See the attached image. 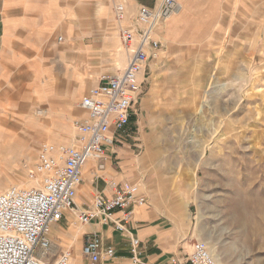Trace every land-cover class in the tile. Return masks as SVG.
<instances>
[{
	"label": "rangeland",
	"instance_id": "obj_1",
	"mask_svg": "<svg viewBox=\"0 0 264 264\" xmlns=\"http://www.w3.org/2000/svg\"><path fill=\"white\" fill-rule=\"evenodd\" d=\"M230 1L234 6H194L168 18L120 144H132L143 192L175 204L189 245L205 242L216 264H264V0ZM109 31L118 35L109 54H71L53 59L49 72L34 71L37 102L23 95L24 72L16 87L0 86V192L38 186L28 173L40 145L75 140L73 123L86 118L79 100L100 74L127 62L116 22ZM50 85L54 102L42 97ZM57 225L47 233L49 262L68 250L77 264L83 235Z\"/></svg>",
	"mask_w": 264,
	"mask_h": 264
},
{
	"label": "built area",
	"instance_id": "obj_2",
	"mask_svg": "<svg viewBox=\"0 0 264 264\" xmlns=\"http://www.w3.org/2000/svg\"><path fill=\"white\" fill-rule=\"evenodd\" d=\"M178 9L176 0H155L153 7L139 6L129 19L125 4H114L120 41L129 54L127 62L116 73L100 74L97 83L81 97L78 106L86 118L74 121L76 138L71 144L40 145L28 173L31 180L39 182L38 186H11L0 192V264H74L68 250H62L52 262L48 259L52 241L47 233L66 212L80 224L112 222L115 230L124 231L123 223L130 218L132 209L145 204L138 184L128 181L109 180L106 183L112 193L95 194L84 209L77 207L76 194L86 163L94 161L90 170L99 178L98 173L109 161L107 149L120 143L123 135H129L131 119L145 93V71L150 61L158 58L162 46L155 29ZM125 21L128 22L124 24ZM117 212L121 218L115 219ZM130 250L132 261L137 262V238L131 239ZM80 251L92 264L114 255L113 248L105 245L97 233L85 236ZM170 264H216V260L207 244L196 240L186 261L173 260Z\"/></svg>",
	"mask_w": 264,
	"mask_h": 264
},
{
	"label": "crops",
	"instance_id": "obj_3",
	"mask_svg": "<svg viewBox=\"0 0 264 264\" xmlns=\"http://www.w3.org/2000/svg\"><path fill=\"white\" fill-rule=\"evenodd\" d=\"M229 1L176 0L179 11H187L194 6H234ZM118 2L125 4L129 19L134 17L139 6L153 7L155 4V0H0V86L16 87L19 80L16 74L24 72L23 95L37 102V90L31 89L36 87L37 75H33L34 71L38 72L40 69L49 72L53 59L65 61L71 54H109L112 45L115 47L118 36L117 31H109L115 23L113 7ZM168 18L155 29L159 40L163 37L162 28L167 29L171 23ZM57 35L61 39L57 40ZM88 39L91 40L89 44L86 43ZM46 88L50 97L45 92L42 97L54 102L56 97L53 85ZM8 91L3 90V95L7 96ZM120 143L107 149L109 161L105 169L98 173L99 178L90 170L94 161L89 160L86 163L82 171V181L77 188V207L86 208L97 193L110 195L112 189L107 184L109 180L138 184L145 204L132 209L130 218L123 223L124 231L115 230L112 222L92 221L80 224L68 212L60 220L61 226L75 227L74 230L77 234H82L83 239L86 235L97 233L105 245L113 248V257L102 258L96 264H170L173 260L186 261L191 251V245L185 241L189 230L182 226L179 210L175 204L170 207L172 200L158 199L143 192L141 185L145 187L144 183L135 180L132 144ZM114 218H121V213H115ZM132 238L139 241L140 255L137 262L132 261ZM84 259L80 254L74 262L85 264Z\"/></svg>",
	"mask_w": 264,
	"mask_h": 264
},
{
	"label": "bare ground",
	"instance_id": "obj_4",
	"mask_svg": "<svg viewBox=\"0 0 264 264\" xmlns=\"http://www.w3.org/2000/svg\"><path fill=\"white\" fill-rule=\"evenodd\" d=\"M179 10V9H178ZM122 49V48H121ZM118 50H120V49H118ZM118 52V51H117ZM161 52V51H160ZM117 54V53H116ZM121 55V56H120ZM118 57L120 58V61H123L124 60V57H125V52L123 53H121V54H118ZM116 59H118L117 57H116ZM119 60V59H118ZM122 63V62H121ZM1 149H3V147H0ZM35 184H36V182H35ZM262 202V201H261ZM248 207V206H247ZM243 208V207H242ZM249 208V207H248ZM248 211V210H247ZM215 258V257H214Z\"/></svg>",
	"mask_w": 264,
	"mask_h": 264
}]
</instances>
